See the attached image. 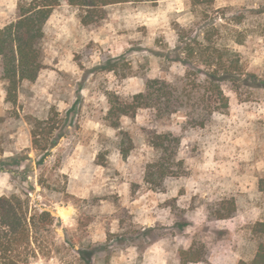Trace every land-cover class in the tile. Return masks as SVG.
Segmentation results:
<instances>
[{
	"label": "rangeland",
	"instance_id": "1",
	"mask_svg": "<svg viewBox=\"0 0 264 264\" xmlns=\"http://www.w3.org/2000/svg\"><path fill=\"white\" fill-rule=\"evenodd\" d=\"M18 1L0 0V29L14 20ZM81 12L64 1L53 9L44 25L43 67L34 81L20 82L15 103L5 100L0 77V195L33 186L32 199L58 212L56 237L72 242L32 264H77L74 250L87 245L97 247L94 264L250 261L259 243L251 228L264 219L257 188L264 174V0H213L202 7L191 0L116 3L91 24L81 22ZM211 25L260 83L223 84L227 108H182L159 118L143 107L113 128L107 93L128 96L149 78L195 76L175 59L178 29ZM202 110L211 112L203 124L190 121ZM46 118L36 149L32 126ZM163 131L179 137L182 170L154 188L145 167L157 156L152 135ZM22 168L30 174L25 183ZM40 178L51 190L42 189ZM226 200L236 209L217 218ZM201 246L206 257L187 261L184 252Z\"/></svg>",
	"mask_w": 264,
	"mask_h": 264
},
{
	"label": "trees",
	"instance_id": "2",
	"mask_svg": "<svg viewBox=\"0 0 264 264\" xmlns=\"http://www.w3.org/2000/svg\"><path fill=\"white\" fill-rule=\"evenodd\" d=\"M62 1L79 6L82 10L81 22L91 24L105 16L107 5L150 0H19L14 20L0 29V77L5 81L6 101L15 103L20 82L34 81L42 69L44 25L53 9ZM212 2L213 0H191V5L202 7ZM233 19L240 22V14ZM219 35V27L216 25L206 29L205 26H198L195 31L191 27L179 28L175 59L184 63L191 71L195 69V76L186 74L175 81L160 77L149 78L143 90L128 96L108 92L106 119L110 125L119 128L122 116H134L137 109L143 107L154 109L159 118L182 108H227L223 84L230 83L236 89L258 85L261 79L252 71L242 68L240 54L222 46L218 42ZM197 54L200 55V62L195 64L192 58ZM196 114L189 117L190 121L203 124L204 117H208L211 112L202 110ZM47 119L49 118L38 119L32 126V143L36 149L39 148L38 128ZM151 145L157 156L147 163L144 179L157 188L166 177L181 173L182 162L177 159L179 137L168 131L155 132ZM127 151L122 148V155L125 156ZM37 163H40V158ZM18 174L21 182H28V170L22 168L18 170ZM11 177L15 180L13 174ZM37 182L42 189L51 190L48 185L44 186L41 178ZM257 188L264 194V174L258 179ZM33 191V186L28 189L21 187L17 192L0 195V264H32L34 259L66 250V244L72 246V242L66 239L61 242L56 237L60 221L58 212L41 202L37 196L32 199ZM226 201L227 205L222 204L216 210L217 218H227L234 213V201ZM251 232L259 238L256 252L250 261L240 260L238 264H264V219L256 221ZM203 249L201 246L184 252L189 256L187 261L203 260L206 257ZM74 251L77 264H94L96 246L87 245L86 248Z\"/></svg>",
	"mask_w": 264,
	"mask_h": 264
}]
</instances>
